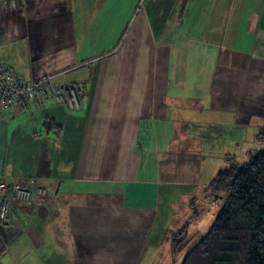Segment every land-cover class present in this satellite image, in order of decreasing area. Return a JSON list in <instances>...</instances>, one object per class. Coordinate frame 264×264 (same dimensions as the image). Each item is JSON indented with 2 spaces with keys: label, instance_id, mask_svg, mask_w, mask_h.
Here are the masks:
<instances>
[{
  "label": "crops",
  "instance_id": "1",
  "mask_svg": "<svg viewBox=\"0 0 264 264\" xmlns=\"http://www.w3.org/2000/svg\"><path fill=\"white\" fill-rule=\"evenodd\" d=\"M106 1L0 0V64L51 75L78 100L0 111V177L35 176L44 188L11 204L0 264H138L168 242L174 254L172 203L184 195L188 215L206 189L204 149L248 148L264 121V0H135L119 46L72 75L74 9L91 28L89 10Z\"/></svg>",
  "mask_w": 264,
  "mask_h": 264
},
{
  "label": "trees",
  "instance_id": "2",
  "mask_svg": "<svg viewBox=\"0 0 264 264\" xmlns=\"http://www.w3.org/2000/svg\"><path fill=\"white\" fill-rule=\"evenodd\" d=\"M52 125L51 120L44 121L46 129ZM255 135L262 149L247 152L242 163L226 158L228 165L207 184L208 196L220 205L205 234L191 245L180 264H264V121ZM184 232L182 228L172 239L175 251L185 245ZM6 247L0 231V256Z\"/></svg>",
  "mask_w": 264,
  "mask_h": 264
},
{
  "label": "rangeland",
  "instance_id": "3",
  "mask_svg": "<svg viewBox=\"0 0 264 264\" xmlns=\"http://www.w3.org/2000/svg\"><path fill=\"white\" fill-rule=\"evenodd\" d=\"M135 2V0H132V3L129 4H117L115 3V0H108L106 1L103 9L101 8L104 3L101 5H94V7H92L90 10L88 9L91 15L90 20L93 19L91 23H89V26H92L91 28L86 27L85 20H83V18L78 15L76 7L75 9L72 7L76 17V62L78 64V67H76V69L71 72L72 75H75L76 73L83 74L84 72L87 74L89 73L88 71L90 68L88 65L80 67L84 64H80L82 58H90L96 54L105 53L112 47L117 48L119 46L126 34L127 29L129 28V23L126 25L127 19L131 18V21L138 10L137 7H135ZM140 3H142V0ZM123 5L124 8H122ZM19 6L20 5L17 7L19 8ZM78 6L85 7L86 5L81 4ZM17 11H19V9ZM87 21H89V19ZM70 24L72 27V22ZM258 129H255L253 133L248 132V143L246 145L248 148L245 146L238 147L230 144L225 147L213 145L208 149H204V152L208 151V156L206 158L207 161L204 160L199 164L200 184L204 187L207 186L215 173L219 169L228 165V162L225 159L226 157L231 156L235 162L242 163L247 160V152L254 153L258 150H261L262 144L255 137ZM226 153H230L231 155H226ZM208 159L213 160L216 164L208 165ZM202 193H204L203 197L200 196ZM211 199L212 197L208 196L207 189H205L203 192L198 190V193L193 198V205L187 209L189 213L187 212L188 215H186V212L183 213L182 211L183 208H186L188 205L187 200L184 195L176 194L172 203L173 212L176 211V214H173L174 227H179V233L182 231V228L185 229L186 237L182 239L185 245L180 251H177L174 254H171L169 251V242L166 247H163L161 244L158 247H155L151 252V248H149L145 257H143L138 262V264H180L184 254L187 252V250H189L191 245L205 234L213 220L214 214L218 210V206L220 205L219 201L216 199ZM193 212H197L196 217L193 216ZM177 219L178 221H176ZM173 231H175V229H173ZM176 233L174 234L178 235Z\"/></svg>",
  "mask_w": 264,
  "mask_h": 264
},
{
  "label": "built area",
  "instance_id": "4",
  "mask_svg": "<svg viewBox=\"0 0 264 264\" xmlns=\"http://www.w3.org/2000/svg\"><path fill=\"white\" fill-rule=\"evenodd\" d=\"M51 75L38 78H26L15 74L11 67L0 64V111H9L21 98L35 99L55 97L65 100L68 106L75 107L78 103L75 88L72 86H56L51 82ZM32 189L38 194L44 188L37 184L35 176L13 178L0 177V223L6 222L13 202L28 201Z\"/></svg>",
  "mask_w": 264,
  "mask_h": 264
}]
</instances>
